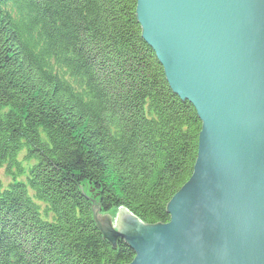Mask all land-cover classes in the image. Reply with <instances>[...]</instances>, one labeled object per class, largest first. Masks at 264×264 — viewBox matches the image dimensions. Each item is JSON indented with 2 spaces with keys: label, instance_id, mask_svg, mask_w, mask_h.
<instances>
[{
  "label": "trees",
  "instance_id": "1",
  "mask_svg": "<svg viewBox=\"0 0 264 264\" xmlns=\"http://www.w3.org/2000/svg\"><path fill=\"white\" fill-rule=\"evenodd\" d=\"M136 3L0 0V264L129 263L93 207L169 221L201 121L169 88Z\"/></svg>",
  "mask_w": 264,
  "mask_h": 264
},
{
  "label": "water",
  "instance_id": "2",
  "mask_svg": "<svg viewBox=\"0 0 264 264\" xmlns=\"http://www.w3.org/2000/svg\"><path fill=\"white\" fill-rule=\"evenodd\" d=\"M141 37L201 121L192 174L145 224L93 207L127 264H264V0H137Z\"/></svg>",
  "mask_w": 264,
  "mask_h": 264
},
{
  "label": "rangeland",
  "instance_id": "3",
  "mask_svg": "<svg viewBox=\"0 0 264 264\" xmlns=\"http://www.w3.org/2000/svg\"><path fill=\"white\" fill-rule=\"evenodd\" d=\"M2 172H3V170H0V175L2 174ZM4 178V177H3ZM114 212H111L110 214L112 215ZM103 214H105V213H103ZM115 214H116V212H115ZM115 214L114 215H112V216H115Z\"/></svg>",
  "mask_w": 264,
  "mask_h": 264
}]
</instances>
